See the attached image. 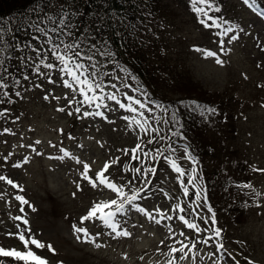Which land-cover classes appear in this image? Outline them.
<instances>
[{
    "label": "rangeland",
    "instance_id": "rangeland-1",
    "mask_svg": "<svg viewBox=\"0 0 264 264\" xmlns=\"http://www.w3.org/2000/svg\"><path fill=\"white\" fill-rule=\"evenodd\" d=\"M166 1L175 23L178 68L208 92L232 90L246 103L227 141L233 156L239 155L253 171L255 197L246 217L217 236L215 226L206 222L205 208L200 217L180 208L177 212V198L186 186L174 168H162L166 172L158 180L150 171L157 165L147 164L149 178L138 182L127 155L144 139L138 128L143 115L135 114L145 111L134 103L129 87L114 81L116 88L106 92V102L84 107L57 67L27 87L13 116L16 124L0 139V176L5 177L0 180V248L24 251L18 238L23 233L45 245L29 248L47 264H264V19L244 0H225L216 28L211 14L196 11L197 0ZM257 4L264 9V0ZM207 51L216 56L208 57ZM113 95L115 100L109 99ZM100 173L127 195H137L134 206L128 205L130 230L117 223L115 230L105 228L99 213L82 219L97 203L120 199L99 183ZM152 181L158 191L147 195Z\"/></svg>",
    "mask_w": 264,
    "mask_h": 264
},
{
    "label": "trees",
    "instance_id": "trees-1",
    "mask_svg": "<svg viewBox=\"0 0 264 264\" xmlns=\"http://www.w3.org/2000/svg\"><path fill=\"white\" fill-rule=\"evenodd\" d=\"M208 2L211 7L201 0L195 3L218 19L225 0ZM61 7L82 12L71 17L74 28H64L59 22L63 18ZM171 10L166 0H0V139L16 124L13 116L27 87L42 80V74L51 70L48 64L60 71L63 65L56 57L66 55L84 66L79 74L93 84L90 91L86 84L78 85L62 72L82 106L106 102V92L116 88L111 85L114 81L124 82L134 100L145 104V112L135 114L143 115L138 128L145 132L140 134L144 139L127 155L135 179H148L147 164H154L159 180L166 172L162 168L172 167L170 162L174 161L184 173L180 174L182 187L185 184L188 189V195L183 191L177 198V212L180 208L200 217L206 211V222L224 235L225 229L246 217L255 197L248 162L233 156L227 147L234 122L247 110L246 103L232 90L208 92L178 68L180 52L174 47ZM77 25L79 31L75 30ZM37 27L45 32L36 31ZM81 87L96 99L85 102ZM153 181L147 195L158 191L152 189ZM125 209L114 222L130 230L127 202ZM123 219L124 224L120 223ZM0 264L20 262L0 257Z\"/></svg>",
    "mask_w": 264,
    "mask_h": 264
},
{
    "label": "snow or ice",
    "instance_id": "snow-or-ice-1",
    "mask_svg": "<svg viewBox=\"0 0 264 264\" xmlns=\"http://www.w3.org/2000/svg\"><path fill=\"white\" fill-rule=\"evenodd\" d=\"M202 3H207L208 7H211V3L208 2V0H201ZM245 3L249 4L250 7L253 8L254 11H256L257 15L259 17H261L262 19H264V9H260L258 4H257V0H244ZM196 11L198 13H203V15L205 17L208 16L207 12L204 11L203 9L197 8ZM61 12H62V19H60V23L63 25L64 28H69L72 29L74 28L73 24H72V20L71 17L76 16L78 14L82 15V12H80V10H77L75 12H70L65 10L64 7H61ZM49 21H52V17L49 16L48 17ZM209 19H211V17H209ZM201 23L205 24V27H208L209 25L205 23L204 20H201ZM212 26L219 28L220 25L216 22L215 19H212ZM75 30L79 31V26H75ZM231 30V29H229ZM36 31L44 33L45 29L43 28H36ZM259 47V44L257 45ZM69 48L73 47L72 45L68 46ZM108 53L105 52V55H107ZM206 55L208 57H214L216 56L215 52L212 51H207ZM73 56H78V53H73ZM56 59L63 65V67L60 69L61 72L66 73L68 76L71 77V80L74 81L76 84L78 85H87L88 89L91 91L93 89V84L88 82L86 79H82L81 75L79 74V70H82L84 68V66L75 61L72 60L71 58L67 57L66 55H61V56H57ZM88 59H91V57H88ZM218 63H221V61L217 60ZM70 64H74L75 67H70ZM48 68H52L53 65L52 64H48L47 65ZM125 71H127L125 69ZM64 85L66 87L71 88L72 84L69 83V81L66 79L64 80ZM75 91V89H74ZM79 91L84 95V99L85 102L91 103L93 99H96V97H89L87 92H84L83 87H81L79 89ZM109 99L115 100V96H110ZM129 100H132L131 97H129ZM117 104H119V101H116ZM134 103L138 104L140 108H144L145 104L141 103L139 100H135ZM121 108H126V110L135 113L137 111L136 108L132 107L131 104L129 105H124V104H120ZM197 107H202L200 105H197ZM78 112L80 111L79 108L76 109ZM208 111H214V109H208ZM84 115H95V116H103L104 114L102 112H95V113H88L85 112ZM173 119H175V116L173 115ZM137 124H139V121H135ZM65 155H67V153H65ZM146 155V153H145ZM133 159H136L137 157L133 156ZM189 159H192V157H189ZM171 166L175 169V171L177 173H180L181 175H183V171L181 170V168L179 166H177L175 164V162H170ZM85 168H87V165L84 166ZM135 171L140 172L141 170L139 168H136ZM150 171L154 172L155 169H150ZM86 180L89 179V177L87 175H85L84 177ZM5 179V177L0 176V180ZM98 181L100 184H104L106 185L107 188L111 189L113 192L116 193V195L120 198L119 201L117 199H112L110 202L108 203H97L92 209L91 211L88 213L87 216L83 217L82 219L84 221L89 220L92 217H97V214L99 213V216L97 217L99 220H101L103 222V224H105L106 226L112 228L113 230L116 229L117 224L114 222L115 217L118 213H123L125 212V202L128 203V205L130 206H134L132 202L137 200V195H127L122 188L117 187V185L108 182L107 180L104 179L103 173H100L99 176L97 177ZM194 179V178H193ZM7 183L12 184L13 181L12 180H7ZM93 186H95V181H92ZM185 195H188V189L185 188L184 189ZM197 196H199V193H196ZM18 200H20L23 203H27V201L23 200L22 197H17ZM115 208V211H111V209ZM106 209H108V211H105ZM21 211H23L21 209ZM139 211L143 212L144 209L141 208L139 209ZM19 219V217L17 218ZM181 219H183V217H181ZM23 223L27 224V221L24 220ZM189 228H194L196 227L193 224H189L188 225ZM76 232H83L85 235H87V229H83V228H75ZM30 232V230H29ZM123 235H128V233H122ZM217 236L220 235L219 230H217ZM18 238L20 241L23 242L24 244V251H18L15 249H11V250H5L3 248H0V257H12L15 261L20 262V264H47V261L42 258L40 255L36 254V252H34L33 250H31V248H29V244L35 246L36 249H43L45 247V245L43 243H41L38 239L32 237L31 235H29L27 238L25 237V235L23 233H19L18 234ZM49 248L51 247L50 245L48 246ZM173 251H177L176 249H173ZM179 251L182 253L183 249H179Z\"/></svg>",
    "mask_w": 264,
    "mask_h": 264
}]
</instances>
